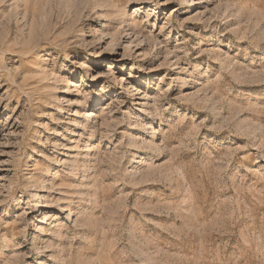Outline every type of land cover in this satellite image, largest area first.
<instances>
[{"label":"rangeland","instance_id":"374dc122","mask_svg":"<svg viewBox=\"0 0 264 264\" xmlns=\"http://www.w3.org/2000/svg\"><path fill=\"white\" fill-rule=\"evenodd\" d=\"M0 264H264V0H0Z\"/></svg>","mask_w":264,"mask_h":264},{"label":"bare ground","instance_id":"6f19581e","mask_svg":"<svg viewBox=\"0 0 264 264\" xmlns=\"http://www.w3.org/2000/svg\"><path fill=\"white\" fill-rule=\"evenodd\" d=\"M107 40L105 41L102 38L100 39V43L102 44L101 49H104V51L105 49H107V47H112L114 45V43L111 42L112 41L111 37L110 38L108 37Z\"/></svg>","mask_w":264,"mask_h":264}]
</instances>
